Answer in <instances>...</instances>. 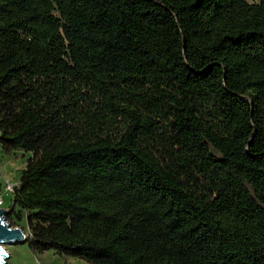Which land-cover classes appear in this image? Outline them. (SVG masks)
Segmentation results:
<instances>
[{
  "label": "trees",
  "instance_id": "1",
  "mask_svg": "<svg viewBox=\"0 0 264 264\" xmlns=\"http://www.w3.org/2000/svg\"><path fill=\"white\" fill-rule=\"evenodd\" d=\"M0 144L36 253L264 264V0H0Z\"/></svg>",
  "mask_w": 264,
  "mask_h": 264
},
{
  "label": "rangeland",
  "instance_id": "2",
  "mask_svg": "<svg viewBox=\"0 0 264 264\" xmlns=\"http://www.w3.org/2000/svg\"><path fill=\"white\" fill-rule=\"evenodd\" d=\"M31 156V153L23 150L5 151L0 144V198H3L0 208L9 210L6 221L12 227L22 228L27 236H30V230L26 215L13 204L14 193H7L5 186L8 182H19L21 172ZM2 245L8 253L4 264H93L85 259L58 254L53 250L36 253L30 247L29 240Z\"/></svg>",
  "mask_w": 264,
  "mask_h": 264
},
{
  "label": "water",
  "instance_id": "3",
  "mask_svg": "<svg viewBox=\"0 0 264 264\" xmlns=\"http://www.w3.org/2000/svg\"><path fill=\"white\" fill-rule=\"evenodd\" d=\"M8 213L9 210L6 208H0V264H4L5 259L8 257V253L2 244L28 242L29 239V236H27L22 228L12 227L6 221V215Z\"/></svg>",
  "mask_w": 264,
  "mask_h": 264
},
{
  "label": "built area",
  "instance_id": "4",
  "mask_svg": "<svg viewBox=\"0 0 264 264\" xmlns=\"http://www.w3.org/2000/svg\"><path fill=\"white\" fill-rule=\"evenodd\" d=\"M18 185H19V182L17 183L8 182L5 186V191L7 193H14ZM2 201H3V198H0V203H2Z\"/></svg>",
  "mask_w": 264,
  "mask_h": 264
}]
</instances>
